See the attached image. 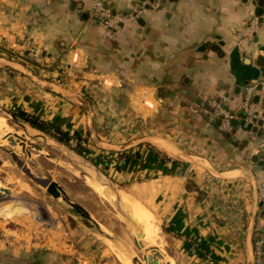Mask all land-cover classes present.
Listing matches in <instances>:
<instances>
[{
  "label": "crops",
  "instance_id": "obj_1",
  "mask_svg": "<svg viewBox=\"0 0 264 264\" xmlns=\"http://www.w3.org/2000/svg\"><path fill=\"white\" fill-rule=\"evenodd\" d=\"M95 1L136 14L110 31ZM151 1L0 0V106L108 160L157 220L170 264H253L255 240L264 244V16L252 0ZM251 19L254 37L238 42ZM251 80L256 123L236 111ZM217 105L236 111L234 125L211 118ZM54 213L56 228L0 219V264H111L92 233Z\"/></svg>",
  "mask_w": 264,
  "mask_h": 264
},
{
  "label": "rangeland",
  "instance_id": "obj_2",
  "mask_svg": "<svg viewBox=\"0 0 264 264\" xmlns=\"http://www.w3.org/2000/svg\"><path fill=\"white\" fill-rule=\"evenodd\" d=\"M0 108L3 107L0 106ZM1 111L2 109H0V115L6 116L7 125L13 129L17 128V126L9 120V116L4 115ZM17 118L26 123L23 119ZM38 131L39 132L36 133V131L30 130V134L43 135L44 138H41V136H33V141L39 143L43 147L44 154H41L35 149H31L32 155L31 158H29L19 151L17 154L20 159L25 162L33 174H44L56 181L72 201L82 205L109 235L117 238V241H110L98 233L93 227L87 226L84 223V219L65 201L61 198H53L46 192L45 188L39 186L27 177L16 166L9 153L2 148H0V219L14 221L22 225V227L26 225L32 229L38 230L40 229L39 222L47 220L48 223L55 217L56 214L54 212H56L57 214L69 217L71 223L82 227V229L85 228L87 233H92L94 236L91 238L97 239L104 252V257H106L107 261H110L111 264H121L116 258L113 249H115V247L118 250L122 249L123 243L128 245V250L132 256L137 254V249L132 241L128 223L115 209V198L111 191L107 187L102 186L104 192H96L91 184L92 182L97 183L96 174L84 165L72 163L68 158L71 157L92 164L94 163L91 160L93 157L76 153L73 147L77 144L72 137L69 141V145H66L60 143L49 134L40 130ZM51 132L54 133V131ZM0 143L4 145L1 141ZM96 166L101 172L100 176L102 180L110 181L120 194L124 193V189H122L124 187H121L122 184L109 175V171L105 169L106 166L104 167L101 164H96ZM153 224L156 234L160 236L158 238L156 235L155 243L163 254L164 261L162 260V262L170 263L166 254V243L156 219L153 220Z\"/></svg>",
  "mask_w": 264,
  "mask_h": 264
},
{
  "label": "water",
  "instance_id": "obj_3",
  "mask_svg": "<svg viewBox=\"0 0 264 264\" xmlns=\"http://www.w3.org/2000/svg\"><path fill=\"white\" fill-rule=\"evenodd\" d=\"M252 1L255 3L254 14L256 16H264V0H252ZM258 60H264V58L259 56ZM253 99L257 100V97H254ZM0 109H2L1 113L9 116V120L17 126L15 130L22 131V135H18L14 133L12 135L13 138H11V140L7 144L2 145L0 143V148H2L4 151L9 153L11 159L14 161L16 166L33 182L45 188L46 192L49 195H51L53 198L55 199L61 198L63 201H65L76 213H78L84 219V223L87 226L93 227L98 233H100L105 238L109 239L110 241H117L116 237L109 235L106 230L104 231L102 229L103 227L91 217L89 212L82 205H80L77 202L72 201L70 197L66 194L64 189L56 181L52 180L47 175H44V174L36 175L32 173L30 168L25 164V162L22 159H20V157L14 151L13 148L16 145H19L20 151L26 157H29V158H31V155H32L31 149H35L39 151L41 154H44L43 147L39 143L33 141V136H36V137L41 136V138H44V137L43 135H37V134L31 135L30 130L36 131L37 133L39 132L38 129H34L30 125L20 121L12 111L5 109V108H0ZM241 115L244 116L245 113L242 112ZM231 123L234 125L235 121L231 120ZM68 158L72 163H75L78 165H84L90 170H92L97 176L96 178L97 183H99L103 187H107L113 194L115 198L114 199L115 209L118 211L121 217L128 223L132 241L137 249V254L132 256V260L136 261L138 264H160L159 259L160 258L162 259V255L156 252L154 247L146 246L144 244V242L142 241L138 233V229H139L138 224L136 220L134 219L133 215L131 214L130 210H128L124 206V203L122 202L121 197H120V193L110 181H104L101 179V176H100L101 172L98 170L96 164L87 163L86 161L73 159L71 157H68ZM256 158L257 156L254 155L252 157V160L255 161ZM123 247L128 248V245L123 243ZM148 252H150L151 254H148Z\"/></svg>",
  "mask_w": 264,
  "mask_h": 264
},
{
  "label": "built area",
  "instance_id": "obj_4",
  "mask_svg": "<svg viewBox=\"0 0 264 264\" xmlns=\"http://www.w3.org/2000/svg\"><path fill=\"white\" fill-rule=\"evenodd\" d=\"M64 3L68 4L71 0H61ZM150 6L153 9H157L160 6L159 0H152ZM92 13L95 17L101 22V24L110 31L117 30L120 25L133 20L135 16L134 13L123 14L119 12L113 11L107 4L102 1H95L92 6ZM258 29V21L257 19H251L247 24L238 27L235 29L234 34L238 40V42L242 43L247 41H251L254 37L256 31ZM257 97L258 100L262 98V92L258 88V83L254 80L249 81L244 87L242 91V98L237 104L236 111H242L245 113L246 118L252 123H256L258 120H261L262 116L253 110L252 99ZM236 111H230L221 105H217L214 110L211 112V118H217L220 121L221 127L229 128L231 126V120L236 115ZM254 134H251V138H254ZM256 152L258 153L261 163L264 164V140H260L256 144ZM264 175V172H263ZM257 193L260 200L261 209L264 214V181H260L257 184ZM49 226L52 228L57 227V222L55 220H51L48 222ZM263 239L258 238L254 242L255 248V259L253 264H263L262 255H263ZM80 262L77 260L76 264Z\"/></svg>",
  "mask_w": 264,
  "mask_h": 264
},
{
  "label": "bare ground",
  "instance_id": "obj_5",
  "mask_svg": "<svg viewBox=\"0 0 264 264\" xmlns=\"http://www.w3.org/2000/svg\"><path fill=\"white\" fill-rule=\"evenodd\" d=\"M14 133H16L18 135H22V131H20V130L17 131L15 129L9 127L6 123L5 117L4 116L1 117V115H0V141L2 143H4V145L7 144L11 140V138H13L12 135ZM162 145H164V144H162ZM13 149L16 153H19L20 146L16 145ZM91 184H92V187L95 189L96 192H98V193L104 192L102 185L100 186L99 183H93L92 182ZM129 196L127 194H124V193L120 194V197H121L122 202L124 203V206L128 210H130L131 214L133 215L134 219L136 220V222L138 224V228H139L138 233H139L140 238L142 239V241L144 242V244L146 246L154 247L156 252H158L162 255V259L161 258L159 259L160 264H170L168 262L167 263L162 262L163 254H162V252H160L159 248L157 247V245L155 243V237L157 234H156L154 224H153V220H154L153 216L149 212L150 210L148 211L140 203L135 202ZM102 229L105 231L104 228H102ZM159 237L160 236H158V238ZM160 249H162V248H160ZM113 252H114L116 258L121 262V264H138L136 261L132 260V255L129 252L128 248L123 247L122 249L118 250L115 247V249H113ZM148 254H151V253L148 252ZM164 255H166V254H164ZM165 259H167V258H165Z\"/></svg>",
  "mask_w": 264,
  "mask_h": 264
},
{
  "label": "trees",
  "instance_id": "obj_6",
  "mask_svg": "<svg viewBox=\"0 0 264 264\" xmlns=\"http://www.w3.org/2000/svg\"><path fill=\"white\" fill-rule=\"evenodd\" d=\"M14 114L23 119L28 125H30L31 127L38 129L46 134H49L51 137H53L54 139H56L57 141H59L60 143L69 145V141L71 139V136L68 135L66 132L61 131L57 126L52 125V124H48L44 121L39 120L38 117L36 116H32V115H28L22 111L16 110L14 112ZM51 131H54V133H52ZM76 138L79 140L81 139L79 136H76ZM82 145H80L79 143L73 147L74 151L80 155H84V156H89L90 153L87 152L86 150H84L83 147H81ZM164 156V155H162ZM91 157V156H90ZM127 160L129 159L127 156L125 157ZM125 159V160H126ZM91 160L95 163V164H101L104 167L107 166L108 164V160H104L100 157H93L91 158ZM121 167L118 166V169H120Z\"/></svg>",
  "mask_w": 264,
  "mask_h": 264
}]
</instances>
